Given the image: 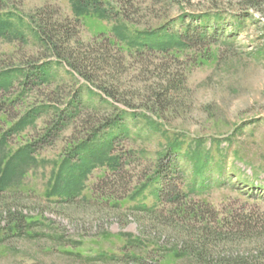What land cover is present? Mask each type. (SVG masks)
<instances>
[{
  "label": "rangeland",
  "instance_id": "obj_1",
  "mask_svg": "<svg viewBox=\"0 0 264 264\" xmlns=\"http://www.w3.org/2000/svg\"><path fill=\"white\" fill-rule=\"evenodd\" d=\"M85 5L0 0V264L264 258V0Z\"/></svg>",
  "mask_w": 264,
  "mask_h": 264
},
{
  "label": "trees",
  "instance_id": "obj_2",
  "mask_svg": "<svg viewBox=\"0 0 264 264\" xmlns=\"http://www.w3.org/2000/svg\"><path fill=\"white\" fill-rule=\"evenodd\" d=\"M117 1H120L121 4H123L124 0H117ZM86 4L85 6H88V5H95L94 7H99L98 9H101L103 10L104 13H107L108 11L103 8L101 5H98L99 4V0H86ZM126 19L127 16L126 14L123 15ZM187 18H190L191 20H195L197 21L198 19V22H199V25L198 26L200 29H201V33L199 34V37L201 39H206L207 37V34L208 32L210 31L211 27H213V32L216 30V28L218 27V24L221 20V18L219 17V15L217 16H212L210 13L208 12H203L201 14H185L183 16V20L182 21H186ZM213 19L215 21H213ZM79 20V19H77ZM188 31H189V27L186 29V34L184 35V37L186 38L188 35ZM40 32L43 33L44 35L47 33L45 32V30H43L42 28H40ZM147 38L149 39L148 42H145L144 45H148L150 47H157V48H168V44H166V42H164L160 35H158L157 33L155 32H150L147 34ZM184 37H183V34H180L178 39L185 45H187V41L184 40ZM159 39H161L160 41H158ZM118 135H120V133H115L113 138L114 137H118ZM194 214H196L197 212H192ZM226 264H264V258H259V259H255V260H251V259H238V260H228V262H226Z\"/></svg>",
  "mask_w": 264,
  "mask_h": 264
}]
</instances>
